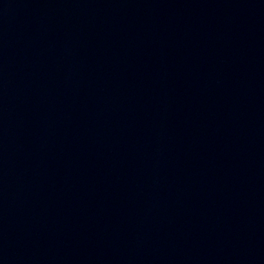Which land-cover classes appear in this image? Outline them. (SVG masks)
I'll use <instances>...</instances> for the list:
<instances>
[{
    "label": "water",
    "instance_id": "95a60500",
    "mask_svg": "<svg viewBox=\"0 0 264 264\" xmlns=\"http://www.w3.org/2000/svg\"><path fill=\"white\" fill-rule=\"evenodd\" d=\"M0 264H264V0H0Z\"/></svg>",
    "mask_w": 264,
    "mask_h": 264
}]
</instances>
